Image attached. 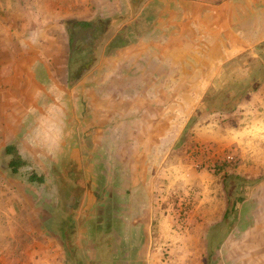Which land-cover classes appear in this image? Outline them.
I'll return each mask as SVG.
<instances>
[{
	"label": "rangeland",
	"instance_id": "rangeland-1",
	"mask_svg": "<svg viewBox=\"0 0 264 264\" xmlns=\"http://www.w3.org/2000/svg\"><path fill=\"white\" fill-rule=\"evenodd\" d=\"M71 41L76 42L75 35ZM238 58L229 68L233 78L214 79L219 92L211 84L204 95L200 90L193 98L182 91L162 94V101L171 103L147 112L144 126L137 125L136 112L125 124L118 115L112 118L120 132L100 136L97 153L93 142L78 141L75 148L82 149L81 155L73 156L76 142H67L68 120L57 130L55 120L40 124L44 117L38 110L17 118L13 134L6 135V127L0 133V264H234L239 259L248 264L251 258L264 264V44L257 57ZM81 63H72V69ZM75 74L69 76L71 83ZM176 83L179 89L185 79ZM81 99L80 106L89 107ZM130 133L141 140L135 135L134 147H123ZM58 134L63 142L57 141ZM10 144L28 162L17 174L8 169L5 149ZM62 163L81 171L83 187L74 190L70 182L57 180L66 167ZM111 167L124 168V179L129 171L130 183L140 186L124 191L125 203L136 200L142 204L138 213L143 208L148 213L146 222L124 224L129 238L114 239L115 251L106 237L108 203L120 202L107 186ZM34 173L44 181H31ZM233 248L241 254L235 255Z\"/></svg>",
	"mask_w": 264,
	"mask_h": 264
},
{
	"label": "crops",
	"instance_id": "crops-1",
	"mask_svg": "<svg viewBox=\"0 0 264 264\" xmlns=\"http://www.w3.org/2000/svg\"><path fill=\"white\" fill-rule=\"evenodd\" d=\"M83 25L89 27L85 32ZM72 30L84 46L91 44V36L85 33L100 32L94 35L100 36V41L96 43L91 70L73 83L69 76L79 66L72 69V63L83 62L89 54L79 53L74 60L76 42L71 41ZM83 35L87 37L85 42L81 40ZM262 44L264 0H0V133L9 127L5 134H13L12 129L19 123L17 118L21 120L38 110L40 117H44L40 124L49 126L55 120L57 130L64 119L68 120L67 142H76L73 156L77 157L82 151L75 148L78 141L93 142L94 151L108 130L112 137H117L120 131L116 121L110 122L115 116L122 117L120 123L125 124L136 112L137 125L144 126L142 120L147 112L164 108L167 99L163 97L165 102L162 101V94L182 91L192 96L201 90L204 95L214 85V79L234 77L229 68L236 66L239 56L257 57ZM178 78L185 79V86L179 89L177 83L172 84ZM212 88L214 93L220 91L216 85ZM82 97L90 103L89 107L80 106ZM46 134L53 140L51 132ZM137 134H125L123 147L133 148L135 138L141 140ZM57 136V141L63 142L62 134ZM138 150L140 153L141 148ZM115 153L118 155L119 149ZM111 170L113 176L107 186L113 188L112 194L120 202L108 203L106 237L115 251L114 239L129 238L123 233L124 227H128L124 224L146 222L148 213L147 208L138 213L142 204L136 200H132L134 205L125 203L128 200L122 195L140 189L138 182L130 183L133 179L129 171L124 179V168ZM80 174L68 164L57 180L70 182L76 190L85 184ZM117 185L121 187L117 189ZM1 205L0 197V217ZM131 206L137 213H130ZM134 230H139L138 226ZM75 232L76 226L70 234ZM234 249L231 250L235 255L241 254ZM251 259L248 264H262ZM240 260H234V264H241ZM136 261L135 264H141Z\"/></svg>",
	"mask_w": 264,
	"mask_h": 264
},
{
	"label": "flooded vegetation",
	"instance_id": "flooded-vegetation-1",
	"mask_svg": "<svg viewBox=\"0 0 264 264\" xmlns=\"http://www.w3.org/2000/svg\"><path fill=\"white\" fill-rule=\"evenodd\" d=\"M82 27L84 29L83 32H85L89 28L88 26H85V25H83ZM79 31L81 32V30H79ZM99 33L100 32L96 33V31H94V30H92L91 33H85V36H87V37L91 36V44H89L88 46H84V43L83 44H80L81 43L80 40H79L80 38H77L76 37L75 31L72 30V32H70L71 38H73V35H75V37H76V44L73 47V49L75 51L74 60L75 59L77 60V56L79 55V53H83L84 52L85 54H87V56L89 54L88 58L85 59L81 63L78 71L75 74L76 81H77L78 78H81L85 73H87L89 70H91V68L93 66V61L96 58V55L95 54H97V51L96 50L98 48L96 43H98L100 41V36L99 37H94V35L95 34H99ZM85 36L83 35L81 37V40H83L84 42H85V40L87 41V37H85ZM74 42H72V43H74Z\"/></svg>",
	"mask_w": 264,
	"mask_h": 264
},
{
	"label": "trees",
	"instance_id": "trees-1",
	"mask_svg": "<svg viewBox=\"0 0 264 264\" xmlns=\"http://www.w3.org/2000/svg\"><path fill=\"white\" fill-rule=\"evenodd\" d=\"M5 150H6L7 155L10 156V160L8 163V169L12 173L17 174L20 172L21 169H23L24 167L28 165V162L23 159L19 151V148L15 144L8 145ZM29 178L31 181L36 182V183H42L44 181L43 176H39L35 173L31 174ZM259 178H262V176Z\"/></svg>",
	"mask_w": 264,
	"mask_h": 264
}]
</instances>
